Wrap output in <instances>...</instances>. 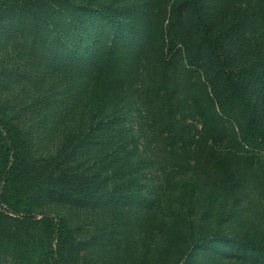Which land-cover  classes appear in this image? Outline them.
Masks as SVG:
<instances>
[{
  "label": "trees",
  "instance_id": "16d2710c",
  "mask_svg": "<svg viewBox=\"0 0 264 264\" xmlns=\"http://www.w3.org/2000/svg\"><path fill=\"white\" fill-rule=\"evenodd\" d=\"M206 7L205 0H0V15L14 18V40L37 59H59L77 122L58 162L36 158L0 115V264H76L67 219L32 204L41 193L75 206L101 203L117 215L121 206L138 209L140 223L129 212L127 231L133 244L140 240L145 264H194L189 251L230 240L217 234L196 243V222L171 218L162 199V182L180 171L208 180L217 197L264 196V57L250 63L255 74L245 67L231 74L211 36L194 50ZM254 217L258 238L237 241L264 255V212Z\"/></svg>",
  "mask_w": 264,
  "mask_h": 264
},
{
  "label": "rangeland",
  "instance_id": "374dc122",
  "mask_svg": "<svg viewBox=\"0 0 264 264\" xmlns=\"http://www.w3.org/2000/svg\"><path fill=\"white\" fill-rule=\"evenodd\" d=\"M205 3V13L202 18L197 17L200 26L196 27L192 40L194 50L201 38L204 41L208 38L209 44L211 36L213 49L218 48L216 53L231 74L243 67L255 74L258 70L252 69L250 63L258 62L257 55L264 57V0H205ZM48 55L40 59L32 55L27 43L14 40V18L9 20L0 15V115L17 125L36 158L59 162L60 154L65 153L66 133L70 127L75 130L76 116L74 122L69 116L71 109L75 112L76 103L66 92V74L59 59ZM207 56L208 50L203 54ZM53 61L58 65L53 66ZM54 155L57 158L51 159ZM76 164L77 159L65 161V167ZM162 185L165 191L162 199L173 210L171 218L196 222L192 231L196 243L217 234L230 237L190 249L194 264H264L263 254L246 250L237 241L260 235L254 214L255 210L264 212V196L256 197L249 192L217 197L219 190L193 171H180L170 183L165 181ZM32 204L67 219L76 264H145L140 240L133 244L127 231L129 212L136 211L131 218L135 224L140 223L142 214L138 209L127 212L121 206L122 214L117 215L101 203L75 206L44 193L37 194ZM135 235L139 239L137 228ZM43 247L42 242L40 248L36 247L38 254Z\"/></svg>",
  "mask_w": 264,
  "mask_h": 264
}]
</instances>
